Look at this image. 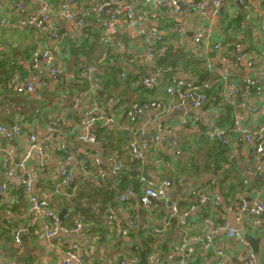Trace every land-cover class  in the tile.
Masks as SVG:
<instances>
[{
    "label": "crops",
    "instance_id": "crops-1",
    "mask_svg": "<svg viewBox=\"0 0 264 264\" xmlns=\"http://www.w3.org/2000/svg\"><path fill=\"white\" fill-rule=\"evenodd\" d=\"M99 1L76 0L77 10L81 14H87L84 27H73L57 7L56 17L61 33L67 41L66 45L61 47L59 55L61 75L50 86H41L33 94L24 96L17 90L22 84L19 74H29L26 61L46 40V31L24 22L29 19L28 11L39 10L40 6L33 1L23 0L26 11L21 13L16 10L14 2L0 0V50L5 57L0 60V65L5 63L7 69L5 71L4 67H0L1 123L12 130L15 122H25L37 133L39 141H42L46 138L53 139L50 126L53 118H59V134L70 153L81 149L91 158L96 156L100 158L98 164L85 171L82 167V158L85 156L82 154L68 158L66 154L51 146L45 153L37 150L32 154L29 165L35 173V193L49 198L51 207L59 215L64 212L63 216H69L68 225L74 226L77 222L83 221V228L79 232L68 236L62 234L60 238L70 237L79 243L91 264H110L115 258L131 259L135 256L143 263L145 259L150 261L162 254H166L170 263L174 264L176 261L174 247L185 243L191 250L190 264H210L216 260L217 247L206 249L198 242V238L205 232L208 233V230L215 229V246L224 248L228 256L227 264H251L242 259L244 247L235 239L228 238L227 230H217L224 224L236 225L234 211L230 207L232 203L222 192L227 193L232 182L239 183L234 180V176L243 181L247 179L252 183V188L261 187L264 185L261 180L264 174L249 175V179L246 178L251 153L243 152L237 141L229 144L232 150L229 159L233 165L236 163L239 171L233 169L232 173L236 172L226 181L222 180V185L220 177H214L213 172L192 171L186 156L187 152L191 153L204 145L200 137L207 136L208 124L229 128L234 121V115L229 114V120H220L223 115L225 116V113L217 108L222 102L215 100L208 103L213 100L210 95L208 104L202 107L191 106L185 110L178 108L161 114L159 108L149 106L134 119L131 116V111L135 107L150 104L155 100L162 105H169V98L163 93L139 85L140 80L145 77H156L160 85L176 80H195L197 77L201 81L210 78V73L193 55L194 50L198 51V46L192 41L190 33L196 12L183 1L187 5L186 9H182L181 17L188 27L185 41L182 44L177 36L170 34L167 37L166 46L169 44L167 52L154 44L147 46V51L150 50L154 54L149 61L145 57L143 34L146 35L149 30L155 28L169 30L175 21L174 18L165 10H153L154 14H151L145 10L147 0H119V5L115 6L118 10L127 5L139 9V22L128 27L124 14L121 13L117 21L105 27L107 15L105 11L96 8ZM142 14H148L149 18L142 20ZM184 43L187 48L184 47ZM191 61H194V66L191 65ZM85 67H90L91 72L86 79H78V73ZM191 69H195V72ZM144 71L147 74L142 73ZM204 71H207V77L199 74V72L203 74ZM84 83L87 85L84 86ZM97 83L101 85V90L93 94L90 87ZM77 95L82 101L80 105L82 114L97 107L96 110H92L93 118L99 120L106 116L115 118V122L107 128H97L99 130L97 143L83 142L76 132L80 115L78 116L73 106ZM246 103L250 108L258 104L263 105L264 96L251 97ZM58 107L63 109L61 114L57 113ZM245 115L247 117L244 123L257 125L250 111ZM258 124L257 126H264V117L260 118ZM142 131H147L149 136L159 134L161 141L160 143L152 141L149 150L146 151V158L142 161L144 165L141 169V178L157 183L172 178V187L169 189L171 196L183 209H188L195 203L186 196L191 189L209 186L210 193L219 192L224 197L225 202L220 208L222 212L210 210L204 215L202 214L204 209L199 206V209L189 214L187 226H182L180 220L174 217L170 229L162 234H153V229L160 227L161 220L170 215L162 202H155L150 209L139 203L138 196L131 198L125 205L118 203L120 197L126 194L125 190H119L117 187L119 177L114 172L116 153L120 155L117 161L123 164L124 174L127 167L125 163L129 159L128 146L134 139L140 138ZM61 136L56 139V145L59 144ZM162 146H167V150H163ZM27 147V141L18 140L8 134L0 135V183H8L13 188L8 197L0 195V205L6 204L3 210L0 209V213L6 221L7 218L13 217L16 228L25 227L31 222V216L28 203L23 197L22 180L9 176L3 168V162L9 157L11 163L18 166ZM176 148L181 149L180 156H176ZM199 157L202 158V155L195 158ZM45 164L49 167L45 168ZM66 168L72 169L73 181L67 190H60L61 171ZM145 171L149 179L144 175ZM103 172L106 178L104 183L100 181ZM111 183L113 185L107 187ZM139 184L140 189H137V192L141 193L146 182L140 181ZM96 188H109L114 193L112 195L106 190L96 192ZM236 191L248 195L243 185H237L230 192ZM84 192H87L86 195H83ZM249 195L254 196L251 192ZM261 197L264 199V194ZM249 203L252 204V201ZM5 207L14 209L8 212ZM130 208L134 211L138 223L129 236L123 237L121 228ZM109 213L113 214L112 225L107 223ZM5 219L3 223L0 222V264H63L66 245L56 239L49 240L44 232L39 237L25 236L23 242L16 245ZM249 220L250 216L245 214L240 218L239 224L232 227H239L242 235L245 232L253 238L258 252L243 235L255 254L256 261L253 264H264V228H252ZM35 225L43 227L39 221L35 222ZM5 228H8L9 232Z\"/></svg>",
    "mask_w": 264,
    "mask_h": 264
},
{
    "label": "built area",
    "instance_id": "built-area-1",
    "mask_svg": "<svg viewBox=\"0 0 264 264\" xmlns=\"http://www.w3.org/2000/svg\"><path fill=\"white\" fill-rule=\"evenodd\" d=\"M15 3V8L18 12L25 13L26 8L22 3L23 0H6ZM39 5V10L33 9L28 11L29 19L24 23L36 26L37 28L46 31V40L42 47L34 50L30 58L26 61L29 74H19L21 85L18 87V92L24 94H33L41 86H50L51 83L58 80L61 75L59 64V55L61 47L66 45L65 37L61 33V29L56 17L57 7L60 9L62 16L73 27H84L86 24V15L81 14L77 8L76 0H57L58 6L55 5V0H30ZM188 4L195 12L196 18L191 26V37L195 45L198 46V51L194 50L193 55L206 70L210 73V78L201 81L198 77L195 80H176L169 84L160 85L156 77H145L140 80V86L145 89L154 90L163 93L169 98V105H162L158 100L152 101L147 105L135 107L131 111V116L134 119L147 107H157L160 113H166L169 110L181 108L185 110L187 107H202L208 101L207 90L217 89V99L222 104L218 105L224 113L225 104L232 107L231 115H234V121L229 128H221L212 124L207 125V135L213 140L220 139L226 144L232 141H237L243 152L251 153V161L247 166L249 175L264 174V126L259 125L260 118L264 117V104L256 105L252 108L247 106V100L251 97L264 96V0H147L145 10L151 14L153 10H165L174 18L169 30L151 29L148 34H143V48H145V57L151 61L153 52L147 51V46L152 44L157 45L163 51L169 50L167 37L172 34L177 36L183 42L186 39L188 30L187 24L181 18L182 7L181 2ZM119 5V0H100L96 8L99 11H105L107 21L105 27L111 26L117 21L121 13L124 14L125 22L128 27L137 25L139 22V9L127 5L122 6L118 10L115 6ZM223 9V14L221 10ZM148 14H142L141 19L147 20ZM159 21V20H157ZM220 21L222 23H220ZM219 23L221 25H219ZM222 25H224L222 27ZM184 47L186 44L184 43ZM166 51V52H167ZM193 51V50H191ZM2 50H0V53ZM14 64V62H13ZM91 72L90 67L83 68L78 73V79H86ZM96 85V86H95ZM91 86L93 94L101 90L99 83ZM216 86V87H214ZM214 87V88H213ZM242 100V101H239ZM82 101L75 96L73 109L80 115V120L76 124V132L80 135V139L87 143H97L98 137L96 134L97 128H107L115 122L112 116L101 117V119L92 117V110L80 112ZM209 103V102H208ZM207 103V104H208ZM62 107L57 108V113L61 114ZM250 114L255 119V124L244 123L247 117L245 114ZM50 131L53 134V139L46 138L39 141L38 135L31 130L27 123L17 121L13 125V129L9 130L7 126L0 121V135L8 134L16 137L18 140L27 141L28 147L17 166L11 163L9 157H6L3 162V168L9 176H15L22 180L23 197L29 206L31 222L23 228L14 227L13 217L7 218V226L10 227L16 245L23 242L25 236L39 237L43 232L49 240L56 239L67 246L66 257L63 264H91L88 256L80 248V244L73 241L70 237L60 238V235H70L74 232H79L83 228V221L77 222L74 226L68 225L69 216H60L54 208L51 207L49 198L38 196L35 193L34 180L35 173L29 165L30 158L35 151L45 153L48 148L55 147L58 151L63 152L68 158L73 155L82 154V167L85 171L91 168L94 164L100 162L98 156L91 158L87 152L78 149L74 153H70L62 141V136L59 134V118L52 119ZM61 136L58 145L55 144L56 139ZM234 139V140H233ZM51 140V141H50ZM160 143L161 137L159 134L148 135L147 131H142L140 138L134 139L127 149V155L131 161L142 162L146 158V151L149 150L152 141ZM163 150H167V146H162ZM176 156L181 155V149L176 148ZM120 158L119 153H116V167L114 172L119 176L123 173V164L121 165L117 159ZM49 165L45 164V168ZM73 171L66 168L61 171L60 190H67L73 181ZM106 180L105 173L100 176V181L104 183ZM141 182H146L142 187V192L138 193L133 184H130L125 190V194L120 197L118 203L125 205L131 198L139 197V203L144 208H151L155 202H162L163 206L170 212L168 217H164L160 222V227L153 229V234L165 233L171 228L172 219L178 218L182 226L188 225L189 214L200 206L204 209L206 215L210 210L222 212L220 209L224 204L225 199L219 192L210 193L209 186H201L191 189L186 196L188 200H194L190 208L183 209L179 202L172 198L170 188L172 181L165 179L161 182L147 181L145 178L140 179ZM139 181V182H140ZM246 185L245 196L244 192L236 191L231 194V208L233 209L234 224H224L219 226V229L227 230V237L235 239L244 247L242 259L251 264L255 263L256 257L252 249L249 247L243 237L239 224L240 218L245 214L250 216L249 224L252 228H264V199L261 197L264 194V185L261 187L252 188V183L245 179ZM13 188L8 183H0V195L8 197ZM249 192L254 196L249 195ZM252 201V204L249 203ZM41 220V221H40ZM42 222L43 227H38L35 222ZM113 214H107V223L112 225ZM137 218L134 211L130 208L129 215L124 219L122 225V236H129L130 232L137 226ZM43 230V231H42ZM208 233H204L198 238V242L206 249L215 248L216 260L210 264H227L228 256L224 248L215 246L214 235L216 230L210 229ZM176 261L174 264H190L191 250L188 244H181L174 247ZM1 257V255H0ZM110 264H171L166 254L154 257L146 263H142L138 257L127 259L125 257L115 258L110 261Z\"/></svg>",
    "mask_w": 264,
    "mask_h": 264
},
{
    "label": "trees",
    "instance_id": "trees-1",
    "mask_svg": "<svg viewBox=\"0 0 264 264\" xmlns=\"http://www.w3.org/2000/svg\"><path fill=\"white\" fill-rule=\"evenodd\" d=\"M55 5L58 6L57 0L54 1ZM4 57V53L1 52L0 53V60H2V58ZM5 58V57H4ZM193 64L194 66V61H191V65ZM5 63L1 64L0 67H4L5 71H7V69L5 68ZM198 65V64H196ZM200 66V65H199ZM193 68V67H192ZM195 68V67H194ZM192 70V69H191ZM195 69H193L192 71H194ZM195 72V71H194ZM207 72V71H206ZM205 71L202 73L199 72V74H201L204 77H207V73ZM87 85V83H84V86ZM82 86V84L80 85ZM216 87V86H214ZM213 87V88H214ZM207 95L208 98H210V95H212V99L210 100V102H213L217 99V89H213V90H207ZM224 109H225V116L223 115L220 120H229V114L231 115V110L232 107L229 104H225L223 105ZM96 134L97 137H99V130H96ZM101 135V134H100ZM208 136V135H207ZM207 136L202 135L200 137V139H202L203 141V146L197 148L196 150L192 151L191 153L187 152L186 156L188 157V164H190L192 166V171L197 172H210V173H214L213 176H217L220 177L221 180V185H222V180L226 181L228 177L232 176V174H234L236 171L238 172V168L236 163L234 162V165L232 164L233 162L230 161L229 157L231 156V147L224 143L223 141H221L218 138H215L213 140L209 139ZM198 155H202V162L204 163V167L203 165H201L199 163V159H196L195 157ZM125 165H127L126 170L124 172V174H122L121 176H119V178L117 179V182L119 183V185H117L119 190H126L128 188V186L130 184H133L135 186V189H140V184L139 181L141 179V169L142 166L144 165L142 162L139 161H131L128 159V161L125 163ZM203 167V168H202ZM202 168V169H201ZM233 169L236 170L234 173ZM170 181H172V178H168ZM234 180L238 183L235 184L232 182L231 187L229 186V190L227 191V193L222 192V194L229 199V197L231 196L230 191L233 190V188H235L237 185L239 186H244L243 180L237 176H234ZM113 183H111L109 186H112ZM245 189V188H244ZM96 192H99L100 190H106L109 193H114L113 190H110L109 188H96L95 189ZM230 192V193H229ZM87 192H84L83 195H86ZM4 206H6V204H4L3 206L0 205V209H4ZM5 210H8V212H11L14 208H8L5 207ZM1 212V211H0ZM2 214L0 213V222L3 223L5 218L1 217ZM5 224H6V219H5ZM8 232V228H5Z\"/></svg>",
    "mask_w": 264,
    "mask_h": 264
},
{
    "label": "water",
    "instance_id": "water-1",
    "mask_svg": "<svg viewBox=\"0 0 264 264\" xmlns=\"http://www.w3.org/2000/svg\"><path fill=\"white\" fill-rule=\"evenodd\" d=\"M181 7H182V9H186V8H187V5H186L185 3H183V2H181ZM221 13L223 14V9L221 10ZM142 73L147 74V72H145V71L142 72ZM245 168H246V167H245ZM144 175L146 176V178H148V179L150 178V177L147 175V172H146V171L144 172ZM245 176H246V178L249 179V174H248V173H246ZM261 180L264 182V176L261 177ZM63 214H64V212L61 213L60 216L62 217ZM243 235L245 236V238H246L251 244H253V246H254V248H255V251L258 252V248L256 247V245H254V240H253V238H251V236L247 235L245 232H243ZM146 261H147V260L145 259V260L143 261V263H145Z\"/></svg>",
    "mask_w": 264,
    "mask_h": 264
},
{
    "label": "rangeland",
    "instance_id": "rangeland-1",
    "mask_svg": "<svg viewBox=\"0 0 264 264\" xmlns=\"http://www.w3.org/2000/svg\"><path fill=\"white\" fill-rule=\"evenodd\" d=\"M32 108H33V107H32ZM197 159H199V163H200L201 165H203V162H202V160H201L202 158L199 157V158H197ZM200 172H201V171H200Z\"/></svg>",
    "mask_w": 264,
    "mask_h": 264
}]
</instances>
